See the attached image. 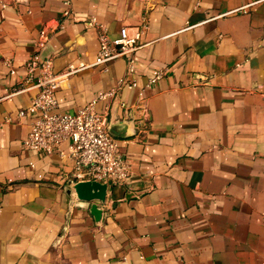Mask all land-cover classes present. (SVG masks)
<instances>
[{
	"label": "crops",
	"instance_id": "crops-1",
	"mask_svg": "<svg viewBox=\"0 0 264 264\" xmlns=\"http://www.w3.org/2000/svg\"><path fill=\"white\" fill-rule=\"evenodd\" d=\"M65 8L0 0V264H264V0H72L73 17ZM144 23L134 73L118 58L57 93L62 112L98 98L123 133L130 176L108 186L97 221L73 189L71 156L23 146L33 118L18 112L39 91L26 63L36 53L56 72L93 63L99 25L115 38ZM122 77L137 85L99 98Z\"/></svg>",
	"mask_w": 264,
	"mask_h": 264
},
{
	"label": "built area",
	"instance_id": "built-area-1",
	"mask_svg": "<svg viewBox=\"0 0 264 264\" xmlns=\"http://www.w3.org/2000/svg\"><path fill=\"white\" fill-rule=\"evenodd\" d=\"M65 17H73L72 0H64ZM246 7L237 11L246 12ZM92 22L97 23L93 18ZM99 51L93 63L78 62L69 64L60 72H56L51 58H42L34 54L26 63L29 78L38 71L37 82L34 85L38 93L31 104L18 112L20 117L31 115L33 120L28 134L23 139L27 150L45 154L58 153L61 156L69 154L74 162L71 176L76 182L98 181L109 185L124 184L130 176V161L118 137L112 133L111 124L106 114L96 110L97 99L79 108L76 112L59 111L58 90L65 85L69 78L82 70L106 66L118 58H126L129 73H134V55L144 46L142 37L147 24L141 26H124L119 35L110 37L108 32L99 25ZM46 39V30H41L40 45ZM12 72H15L12 70ZM161 77L158 74L151 80L154 82ZM137 85L133 79L122 77L118 86L102 94L100 99L115 96L123 86L134 88ZM26 89V88H25ZM16 90L7 97L24 91ZM142 95V93H141ZM7 121H11L8 118Z\"/></svg>",
	"mask_w": 264,
	"mask_h": 264
},
{
	"label": "water",
	"instance_id": "water-1",
	"mask_svg": "<svg viewBox=\"0 0 264 264\" xmlns=\"http://www.w3.org/2000/svg\"><path fill=\"white\" fill-rule=\"evenodd\" d=\"M111 131L115 135H123L122 131L116 127H111ZM73 189L76 191L79 199L92 202L91 214L99 221L102 218L103 211L99 208L98 202H105L109 197L107 194L108 185L94 180L79 181L74 184Z\"/></svg>",
	"mask_w": 264,
	"mask_h": 264
}]
</instances>
